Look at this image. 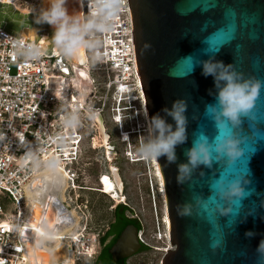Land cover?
Returning <instances> with one entry per match:
<instances>
[{"label":"water","instance_id":"1","mask_svg":"<svg viewBox=\"0 0 264 264\" xmlns=\"http://www.w3.org/2000/svg\"><path fill=\"white\" fill-rule=\"evenodd\" d=\"M47 7L49 0H40V9ZM66 7L83 23L80 0H67ZM129 7L148 133L150 120L156 115L175 129V121L165 109L171 110L177 100L186 104V141L176 146L174 162L169 163L166 157L157 161L173 247L161 264H264V257L257 251L264 240V87L253 109L255 118L242 117V124L233 130L238 139L245 141L241 144L245 149L242 158L228 165L226 158L214 156L210 166L200 164L183 182L177 180L178 168L188 163L187 152L198 136L207 135L211 141L217 135L214 122L206 115V106L216 103L218 89L212 76L202 75V63L221 61L233 65L244 79L264 80V0H129ZM34 15L39 12L24 15L0 3V29L17 37H34L47 53L59 51L52 41L53 27L36 24ZM210 36L211 48L207 43ZM146 44L151 47L146 49ZM81 53L82 47L76 56L67 58L83 65ZM189 56L195 64L191 71L190 63L184 60ZM221 177L240 179L246 194H251L234 207L233 197L225 195L221 199L212 190ZM205 202L210 208L215 202L212 212L202 207ZM50 203L58 221L67 217L69 224L73 222L63 203L52 199ZM46 205L40 212L41 223ZM185 207L190 212L181 215ZM132 229L136 231L133 227L123 231L114 250L122 248ZM249 231L252 236L245 235ZM23 240L30 245L32 239L28 234ZM135 242L140 247L137 239ZM33 249L31 244L28 250L33 261L43 258ZM68 249L62 245L60 251L47 252L48 257L53 260L62 254L67 256Z\"/></svg>","mask_w":264,"mask_h":264},{"label":"built area","instance_id":"2","mask_svg":"<svg viewBox=\"0 0 264 264\" xmlns=\"http://www.w3.org/2000/svg\"><path fill=\"white\" fill-rule=\"evenodd\" d=\"M38 2L21 0L20 7L37 10ZM80 2L83 23L86 19L102 18L105 25L85 37L98 42V46L90 53L86 48L90 80L86 83L89 87L82 92L83 101L78 99L81 93L73 82L77 69L67 57L59 51H41L39 58L26 59L18 55L17 45L31 43L0 30V264L28 262L23 240V231L28 228L25 194L48 167L49 159L56 160L68 175L65 203L80 209L75 203L79 197L75 192L83 191L84 187L77 183L78 169L72 167L81 161L86 139L81 131L90 133L91 141L99 134L94 116L101 117L104 124V115L110 112L112 122L117 121L120 140L128 136L124 143L130 142L131 136L147 131L146 124V130L137 131V123L129 130H124L122 123L130 116L137 120L136 115H143L129 0ZM93 64L106 75L100 95L94 86ZM74 111L78 113L79 124L65 126L64 118ZM163 215L164 210L160 214L155 211L153 231L146 235L141 228L138 242L164 256L173 247Z\"/></svg>","mask_w":264,"mask_h":264},{"label":"clouds","instance_id":"3","mask_svg":"<svg viewBox=\"0 0 264 264\" xmlns=\"http://www.w3.org/2000/svg\"><path fill=\"white\" fill-rule=\"evenodd\" d=\"M67 0H49V7L42 9L35 18L36 24H48L53 27V43L65 57H74L81 47L94 50L98 42L85 39L92 30H102L104 21L102 18L86 19L81 23L73 14H69L66 7ZM181 14H184L180 9ZM232 31V27L228 26ZM209 47L213 46L212 36L207 40ZM146 44L145 48H150ZM18 55L26 59H37L41 55V50L33 44L19 43L17 45ZM190 63V71L194 70L195 64L191 56L184 58ZM202 75L212 76L214 84L218 89L216 103L206 106V115L214 122L217 135L210 141L207 135L201 134L194 141L192 148L187 152L188 163L181 164L178 168V182H183L192 168L200 164L210 166L214 156L224 157L228 165L234 164L244 155L245 149L241 144L245 141L238 139L235 128L242 124V117L254 119L253 109L260 97L261 89L264 87V80L258 78L244 79L241 73L234 70L233 65H225L221 61H204L202 63ZM167 114L175 121V129L159 115L153 116L150 120L149 134L138 146V154L146 160L158 161L161 157H166L169 163L176 159L175 148L186 141V104L183 100L173 103L171 110L165 109ZM147 117V112H145ZM65 126L76 127L79 124V116L76 111L64 118ZM212 190L221 199L225 195L233 197V206L237 207L239 202L246 195L241 186L240 179H226L221 177L216 181ZM211 200V198H210ZM215 202L212 204L214 205ZM208 202L202 207L207 212H212ZM190 210L185 207L181 215L189 214ZM246 236H252V232H246ZM215 247V244L213 245ZM257 251L264 257V240H262Z\"/></svg>","mask_w":264,"mask_h":264},{"label":"rangeland","instance_id":"4","mask_svg":"<svg viewBox=\"0 0 264 264\" xmlns=\"http://www.w3.org/2000/svg\"><path fill=\"white\" fill-rule=\"evenodd\" d=\"M91 51L89 49L88 52L90 53ZM92 67H95L92 72V76L95 78L94 86L100 95L102 93V82H105L106 75L103 71L98 70L96 64H93ZM86 89L87 87L84 88V90ZM109 105H113L111 99L109 100ZM136 114L137 112L134 111V115ZM136 116L137 120H132L133 117L130 116V119L122 122L124 130L131 129V126L136 125V123L138 124L136 127L141 128H137V131L145 129L144 116L142 114ZM104 125L105 129L103 124L101 127L98 126L100 134L95 138L101 143V131L103 129V132L107 135V150H105L104 146L103 148H97V145L93 142L94 138L91 141L90 136L92 135L86 130H82V134H86V139L82 144L81 161L72 167V169H78L77 172L80 177L77 183L84 187V190L75 192L79 197L74 201L79 205L80 209L72 208L71 203H69L72 211L78 217L77 226L75 225L76 227L69 233L73 234V236L79 235L81 237L83 235L85 244L82 238L81 249L88 252V255H76L74 264H89L91 260L89 254L97 245L93 240L95 239L97 242L100 230H103L110 222L113 211L117 206H125L128 209L127 216L137 219L146 235L150 234L154 229L155 211L160 214V211L164 210V199L159 192L158 179L154 172L152 160L142 158L137 152L138 146L146 139H149L148 133L141 131V133L131 136L130 142L124 143L118 136L117 127L112 122L110 112L104 115ZM107 151L111 152L110 161L108 160ZM137 159L143 161L133 162V160ZM114 168L118 170L122 182V193L119 192L121 200L114 198L112 195L103 194V191L100 190L102 188L101 178L106 175L112 176ZM10 209L12 211L13 207H10ZM83 227L86 228L85 231H83ZM48 245L51 246L53 244L49 243ZM89 247L90 249L88 250ZM148 258L151 262L132 263L161 264L163 256L159 253L150 252Z\"/></svg>","mask_w":264,"mask_h":264},{"label":"bare ground","instance_id":"5","mask_svg":"<svg viewBox=\"0 0 264 264\" xmlns=\"http://www.w3.org/2000/svg\"><path fill=\"white\" fill-rule=\"evenodd\" d=\"M2 3L9 4L10 6L14 7L18 12L24 15L35 14L36 12H40L41 10L40 0L37 4L38 9L33 11L20 7L21 0H2ZM37 16L38 15L36 16L34 15L33 18H36ZM21 38L26 39L29 43L34 44L41 50L40 44L35 42L34 37L32 39H27L25 36H22ZM41 51L45 52L46 50L43 49ZM81 57L84 63L83 65L77 59L73 62L75 68L77 69V76L73 80V82L74 85L79 88L81 93L80 96H78V99L80 101H83L82 92L84 91L85 87H89L86 85V83H89L90 80V76L87 72L88 60L86 54V47H82ZM139 86L141 87L140 105L146 122V127H147L146 132L148 133V120H147L148 117L145 116V112H147L146 101L140 81H139ZM94 118L97 120L98 126L101 127V125L103 124L102 118L97 115L94 116ZM113 122L114 124L117 123V121H113ZM105 132L107 133L106 130ZM101 133H102L101 143L96 138L93 139V142L95 143V145H97V148H103L104 146L105 150H107V146H106L107 135L103 132V129ZM99 134H100V129H99ZM127 140H128V136H124V140L121 141L127 142ZM110 154L111 152L107 151L109 161L111 160L109 159ZM139 161H143V160L140 159L135 160V162H139ZM152 164L154 166V172L158 179L159 192L161 194V197L164 198L165 196L164 184L159 171L157 161L152 160ZM112 173H113L112 176L106 175L101 178L102 188L100 190L103 191L102 192L103 194L112 195L114 198L120 199L121 197H119L120 196L119 192L121 191V186H122L121 178L119 176L117 169L112 170ZM29 186L30 188L26 190V194H25V200H26V206L28 212V219H27L28 229L23 231V238L29 234V236L32 239L30 240L31 242L30 245L32 244L33 246H35V249H33V251L35 250V252L39 253L41 256H43V258H38L36 261H33L31 257L32 252L28 250L30 245H25V250L28 257L27 259L28 262L26 264H74L76 255L77 256L88 255V252L81 249V245H82L81 239L82 238L84 239V237L83 236L80 237L79 235L73 236V234L69 233V231L73 229L72 227L75 225L77 226L78 224L77 215L73 211L70 212L71 213L70 216L73 219V222H71L70 224L67 217L64 216L62 220L59 219L58 221L57 218L54 217L55 214H54V207L52 204L53 202L50 203L51 199L59 200L61 204L62 203L64 204V202L66 201V197H67L66 194L69 190L68 175L66 173V170H64V168L58 162H56V160L49 159L48 167ZM44 205L48 206V209L45 212L43 221L41 223V221L39 220L41 214L40 212L42 208H45L43 207ZM163 218L167 227V231H169L170 224L166 212L164 213ZM70 239H72L73 242L70 241ZM83 242L85 244V239ZM49 243H52L53 245L49 246L48 245ZM62 245H66L69 248L68 249L69 255L63 256L62 254L58 258L50 260V258L48 257L49 254L47 252L50 253L54 251H60L62 249Z\"/></svg>","mask_w":264,"mask_h":264},{"label":"flooded vegetation","instance_id":"6","mask_svg":"<svg viewBox=\"0 0 264 264\" xmlns=\"http://www.w3.org/2000/svg\"><path fill=\"white\" fill-rule=\"evenodd\" d=\"M120 192L122 193V191ZM66 204L64 202V205ZM66 207L70 212L72 211L70 205L67 204ZM115 209L110 222L103 228V230H100L99 238L97 242H95L97 245L95 244V249L89 254V258L91 259L89 264H134L132 262H151L148 258L149 253L159 252L143 245H140V247L136 245L135 241L136 239L138 240V234L141 230L135 222L137 219L127 216L126 213L128 212V209ZM74 227L76 226H73L72 228ZM127 227L136 228V231L133 229L130 230L127 235V240L124 242L122 248L114 250V245ZM82 240L84 241V239ZM134 247L135 252L133 253ZM159 254L163 256V253Z\"/></svg>","mask_w":264,"mask_h":264},{"label":"trees","instance_id":"7","mask_svg":"<svg viewBox=\"0 0 264 264\" xmlns=\"http://www.w3.org/2000/svg\"><path fill=\"white\" fill-rule=\"evenodd\" d=\"M119 209H127L125 206H122V205H119V206H117L116 207V209L115 210H119ZM161 212V211H160ZM135 222H136V224L139 226V229L141 228V226H140V224H139V222L137 221V220H135Z\"/></svg>","mask_w":264,"mask_h":264}]
</instances>
